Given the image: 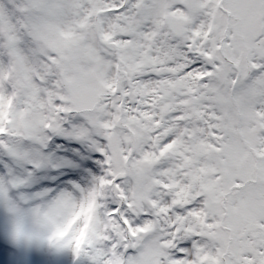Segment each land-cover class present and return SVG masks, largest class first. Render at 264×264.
Returning <instances> with one entry per match:
<instances>
[{
	"label": "snow or ice",
	"instance_id": "obj_1",
	"mask_svg": "<svg viewBox=\"0 0 264 264\" xmlns=\"http://www.w3.org/2000/svg\"><path fill=\"white\" fill-rule=\"evenodd\" d=\"M0 207V264H264V0H0Z\"/></svg>",
	"mask_w": 264,
	"mask_h": 264
},
{
	"label": "rangeland",
	"instance_id": "obj_2",
	"mask_svg": "<svg viewBox=\"0 0 264 264\" xmlns=\"http://www.w3.org/2000/svg\"><path fill=\"white\" fill-rule=\"evenodd\" d=\"M2 216L10 218L9 214L2 207H0V221ZM8 226H11V223H9ZM24 248L26 249V253L34 254V264H73V256L70 251L52 253L48 251L46 245L40 246L38 249L36 248V245H28L24 246ZM11 256L12 253H9L10 258Z\"/></svg>",
	"mask_w": 264,
	"mask_h": 264
},
{
	"label": "trees",
	"instance_id": "obj_3",
	"mask_svg": "<svg viewBox=\"0 0 264 264\" xmlns=\"http://www.w3.org/2000/svg\"><path fill=\"white\" fill-rule=\"evenodd\" d=\"M1 221L3 223V226H4V239H5V242L8 244L9 247H12V248H20L21 246L13 243V241L11 240L10 238V235H9V228L10 226H8L9 223H11V219L10 218H5L4 216L1 217ZM5 235H6V238H5ZM40 247V245H36V248L38 249ZM23 250L26 251V249L23 247Z\"/></svg>",
	"mask_w": 264,
	"mask_h": 264
}]
</instances>
